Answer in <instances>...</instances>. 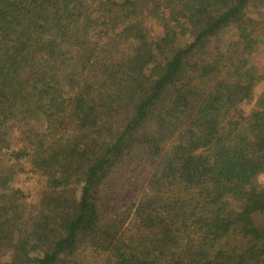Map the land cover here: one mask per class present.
<instances>
[{
	"label": "trees",
	"instance_id": "trees-1",
	"mask_svg": "<svg viewBox=\"0 0 264 264\" xmlns=\"http://www.w3.org/2000/svg\"><path fill=\"white\" fill-rule=\"evenodd\" d=\"M87 1L0 0V156L10 161L0 168V264H53L86 240L103 264H264V90L247 116L238 108L264 75L214 80L198 66L200 102L173 93L192 114L180 136L167 145L175 132L164 122L146 127L218 31L259 41L251 0ZM166 152L152 200L109 198L133 166ZM22 159L47 179L28 217L13 184ZM129 218L128 236L105 237Z\"/></svg>",
	"mask_w": 264,
	"mask_h": 264
},
{
	"label": "rangeland",
	"instance_id": "rangeland-1",
	"mask_svg": "<svg viewBox=\"0 0 264 264\" xmlns=\"http://www.w3.org/2000/svg\"><path fill=\"white\" fill-rule=\"evenodd\" d=\"M90 4L97 5L98 0H88ZM251 15L255 17L254 34L258 35V42L253 46L247 45V42H243L239 38V31L236 27H226L217 34L212 36L209 44L205 49L198 51L192 56L195 62V67L187 66L182 70L180 76L176 78L171 84L170 88L159 98L155 106H153L150 112L146 124L149 129L157 127L162 122L166 126L167 133L171 134L175 132L173 136H169V145L175 137L180 136V131L184 129L190 120L191 113L179 110L174 107L173 93L176 91H183L191 101H194V105L200 102L204 97V92L199 87V75L200 71L198 66L204 67L210 74V78L215 80L216 78H231L238 79L242 76L247 68L252 69L254 67L260 75H264V0H251V7L249 9ZM146 26L153 34H162L163 28L159 22L154 19H147ZM181 43V42H180ZM246 46V48L244 47ZM203 61V63H201ZM209 63V65L206 64ZM208 66V68H207ZM264 90V79L260 80L254 88V97L250 102H243L238 108L241 109L243 115L247 116L255 104L257 96ZM45 124L32 120L29 123V127L35 131H42ZM22 136L19 133L14 135L13 141H21ZM168 151V149H166ZM168 152L155 160L144 159L142 163L137 164L131 168V175L129 176V184L120 183L122 191L118 193H112L109 198L119 200L121 198H130L135 202L140 200L149 199L152 200L157 194L148 189V183L151 174L161 168L163 161L165 160ZM5 157L0 156V168L9 164ZM16 173L13 179V184L20 187L25 194L24 201L20 207V214L22 217L33 216L36 210V206L39 200L47 194V179L40 173L31 169L29 160L22 159L21 162L16 164ZM259 184H264V174L258 178ZM109 190L115 192L117 185ZM72 187L75 191H78V183H72ZM4 189V188H3ZM146 195V196H145ZM106 229V228H105ZM131 229L130 218L122 223L114 224L105 237L110 240V236L113 240L120 237L129 235ZM100 241V240H98ZM97 245L90 243L87 240L81 243L76 250L77 254L72 252L61 255L53 264H103L105 254L98 255V253L91 255L90 251Z\"/></svg>",
	"mask_w": 264,
	"mask_h": 264
}]
</instances>
